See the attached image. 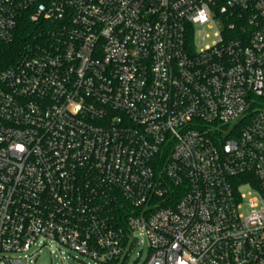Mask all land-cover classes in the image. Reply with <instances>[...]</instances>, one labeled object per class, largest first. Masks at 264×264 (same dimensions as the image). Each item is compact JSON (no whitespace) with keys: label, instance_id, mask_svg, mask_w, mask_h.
Segmentation results:
<instances>
[{"label":"built area","instance_id":"obj_1","mask_svg":"<svg viewBox=\"0 0 264 264\" xmlns=\"http://www.w3.org/2000/svg\"><path fill=\"white\" fill-rule=\"evenodd\" d=\"M24 17L0 264L48 241L125 264L139 232L142 264H264V0H0V54Z\"/></svg>","mask_w":264,"mask_h":264},{"label":"rangeland","instance_id":"obj_2","mask_svg":"<svg viewBox=\"0 0 264 264\" xmlns=\"http://www.w3.org/2000/svg\"><path fill=\"white\" fill-rule=\"evenodd\" d=\"M220 26L221 22L217 20L213 27L207 25L205 31L212 33L215 31V28ZM138 237L140 238L141 243L125 264H142L148 255L149 240L147 236L144 233L139 232ZM39 248V246H33L30 251L32 257L30 264H97L94 260L85 257L57 241H48V244L43 246L41 250L37 252Z\"/></svg>","mask_w":264,"mask_h":264},{"label":"trees","instance_id":"obj_3","mask_svg":"<svg viewBox=\"0 0 264 264\" xmlns=\"http://www.w3.org/2000/svg\"><path fill=\"white\" fill-rule=\"evenodd\" d=\"M35 28L36 25L28 17H24L21 20L15 40L11 44L5 45L0 54V68L15 61L20 51L31 38Z\"/></svg>","mask_w":264,"mask_h":264},{"label":"water","instance_id":"obj_4","mask_svg":"<svg viewBox=\"0 0 264 264\" xmlns=\"http://www.w3.org/2000/svg\"><path fill=\"white\" fill-rule=\"evenodd\" d=\"M259 88V87H258Z\"/></svg>","mask_w":264,"mask_h":264}]
</instances>
